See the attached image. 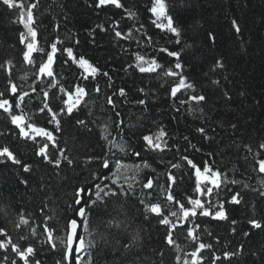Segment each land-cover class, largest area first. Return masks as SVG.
Instances as JSON below:
<instances>
[{"label": "trees", "instance_id": "obj_1", "mask_svg": "<svg viewBox=\"0 0 264 264\" xmlns=\"http://www.w3.org/2000/svg\"><path fill=\"white\" fill-rule=\"evenodd\" d=\"M33 2L35 0H24L25 8L28 3ZM122 2L137 12L136 19H128L122 9L114 6L97 10L90 6L93 5V0H39L38 7L33 10L36 20L34 27L38 30V40L42 47L47 48L59 37L65 42V46L74 47L77 53L90 59L102 71H107L112 78V86L108 87V78L103 76L95 81H85L84 85L90 93L86 103L73 116L60 118L61 131L56 133L57 140L61 148L67 149L66 155L74 159V164L69 166L64 163L59 169L35 154L37 145L18 138L15 126L0 111V132L5 133L0 136V146H9L24 163L32 165L31 173H25L21 165L0 160V209H7L9 212L7 216L0 212V227L7 229L14 242L22 246L32 243L38 249L42 248L44 264H56L61 253L49 251L47 245L42 246V235L32 237L28 228L17 230L14 227L18 220L17 213L23 210L26 216L30 215L33 219L32 226L37 227L38 233L42 231L45 214L54 216V220L48 222L49 226L55 225L62 230L69 219L76 218L74 190L81 184L91 182L93 172H107L97 162L85 163L88 157L99 156L105 150V142L101 139L103 125H111L110 139L114 137L119 143L127 142V156L114 149L117 156L127 163L140 162L131 153L141 150L142 135L163 127L169 134L168 143L172 150L143 153L156 172L144 169L137 179L144 180L159 174L156 183L166 186L168 181L164 173L169 168L168 161L180 162L185 166L171 171L176 177H182L173 192L183 202L186 196L196 198L197 194L194 193V170L180 160L181 156H188L200 166L208 161L227 172L229 179L239 183L226 185L222 198L227 200L233 192L239 191L243 199L239 205L225 204L228 220L203 216L195 219V223L200 224L197 230L200 242L213 246L211 250L201 252L203 264H264V231L254 229L248 223L253 218L264 223V196L260 195V191H264V184L261 183L264 173L257 170L256 164V159L264 158V153L254 159L243 147L244 144H250L256 151L258 144L264 141V0H183L182 3L181 0H170V3L176 5L170 11L182 29L180 44L174 42V36L161 32L151 23V13L147 11L149 0ZM19 12V8L10 9L0 2V63L6 59L13 60L11 79L23 90L31 91V86L36 85L37 91L26 101V111L37 113L42 90H49V85L46 81L38 82L33 75L34 69L23 61L24 46L19 43L18 35L25 29L19 23ZM233 19L240 25V34H236L232 28ZM117 21V30L126 33L132 28L136 39L123 40L115 37L112 29ZM98 24L103 25L107 31L97 28ZM56 25H59L58 30ZM141 25L142 31L136 32L135 29H139ZM143 32L152 37L150 46H145L147 37ZM209 32L216 36L214 45L208 42ZM75 40L79 41L78 45L74 44ZM136 40L142 43L137 44ZM163 47L176 51L183 49L181 60L186 65L185 74L196 81L198 91H203L209 97L207 104L203 105V113L199 111V105L193 103L191 107L196 108L193 113L189 111V105L181 106L170 99L169 89L173 78L162 77L157 73H141L135 67H129L130 64H135L136 52L155 56L165 67L172 66L174 58L158 51ZM214 57H222L226 65L224 70L209 73L212 79L221 80L219 87L211 85L204 75L214 62ZM56 70L59 73L57 79L64 87L68 88L76 82L79 70L75 65L61 66L58 59ZM8 79L5 70L0 69V91H5ZM97 83L102 89L99 94L93 91ZM58 87L50 89L54 110H58L59 98L62 96ZM120 88L126 90L127 96L117 95L113 98L124 120V125L121 126L123 140L114 123L117 117L106 103V95L118 93ZM140 89L144 91L141 92ZM224 91L232 97L231 100L223 96ZM178 96L181 99L187 98L180 94ZM141 99L147 100L146 107L137 103ZM177 108L180 111H176ZM35 119L40 126L49 130L55 127L47 123L48 117L45 115H36ZM77 119L85 120L86 126L77 124ZM232 124H236L235 129L231 127ZM200 127L205 128L211 139H205L197 131ZM185 137L188 139L185 140ZM49 152L54 155L56 149L50 147ZM209 153L212 154L211 157ZM23 179L29 181L27 186L21 183ZM136 190L139 194V185H136ZM153 200L166 203L159 190L153 194ZM41 208H44L43 213ZM136 208L142 206L136 205ZM133 211L137 217V226L141 229V242L131 252L121 256L123 249L119 252L115 249L125 243L126 238L113 231L108 237L111 241V254L105 252L103 256H99V264H103L105 259L108 264H177V256L180 257V264H183L185 258L191 260L190 253L197 244L187 238L184 229L178 228L174 234L177 245L168 246L164 240L165 228L158 225L155 219L144 220L135 208ZM232 220L236 223L232 224ZM233 228L236 229L235 232ZM245 233L250 235L246 236ZM21 235H28L29 239L22 241L19 239ZM57 235L63 236L64 232L58 231ZM160 252H163L162 257ZM232 252L237 255L225 257V253ZM5 255L9 256L8 264L15 258L14 253L0 250V264H3ZM217 256L220 257L219 260L215 259ZM18 264L22 262L18 261Z\"/></svg>", "mask_w": 264, "mask_h": 264}, {"label": "snow or ice", "instance_id": "obj_2", "mask_svg": "<svg viewBox=\"0 0 264 264\" xmlns=\"http://www.w3.org/2000/svg\"><path fill=\"white\" fill-rule=\"evenodd\" d=\"M0 2L10 9H20L19 23L25 29L18 35L19 43L24 46L22 51L23 61L34 69L33 75L38 82L46 81L49 85V90H42L43 95L39 105H37V113L26 111V101L31 99L32 93L37 91V87L32 85L31 91L23 90L21 86L13 82L11 70L14 67V63L12 59H6L3 63H0V69H4L9 78L5 91H0V111L5 113L10 124L15 126L17 130L15 134L18 138L24 141H31L32 144L37 145L35 154L38 157H41L56 169H59L64 163L71 166L74 164V159L66 155L67 149L60 147L56 136V133L61 131L60 118L73 116V113L79 111L81 105L86 103V98L90 93L84 85L85 81L90 79L95 81L100 76L107 77L108 87L111 88L112 78L107 71H102L90 59L77 53L74 47L65 46V42L59 37L52 41L47 48L40 45L38 30L34 27L36 20L33 12L38 7L39 0L28 3L26 8L24 0H19V2L18 0H0ZM182 2L183 0H181ZM90 6H94L97 10L114 6L117 9H122L128 19L134 20L137 18V12L126 7L122 0H93V5ZM175 7L176 5L170 3V0H149L147 11L151 13V23L161 32L174 36V42L180 44L182 29L170 11V9ZM231 24L235 33L240 34L241 28L237 20L233 19ZM96 27L102 31H107L103 25L98 24ZM118 28L119 22L117 21L112 29L115 37L123 40L136 39L133 36L132 28L128 29L126 33L117 30ZM56 29H59V25H56ZM142 29L143 25L139 29H135V31L141 32ZM142 34L147 37L145 46H150L152 37L147 35L146 32ZM207 39L212 45L216 43V36L212 32L207 34ZM136 43L141 44L142 42L136 40ZM74 44L78 45L79 41L75 40ZM12 47H15V45H12ZM187 47L191 48L192 46L187 45ZM158 51L174 58L175 63L170 67H165L155 56L142 55L140 52H136L134 53L135 64H130L129 67H135L141 73H157L162 77L173 78L169 89L170 99L178 102L181 106L189 105V111L193 113L196 111V108L191 107L193 103L199 105V111L203 113V105L207 104L209 97L203 91H198L196 81L185 74L186 65L181 60L183 49L176 51L163 47L159 48ZM58 59L61 66L68 65L70 67L75 65L79 70L76 82L68 88L64 87L60 80L57 79L59 75L56 70ZM213 60L214 62L204 75L208 77L211 85L219 87L221 80L212 79L209 73L214 74L218 70H224L226 65L222 57H214ZM22 79H26V77H22ZM224 79H227V77H224ZM57 87L62 96L59 98L60 106L58 110H54L50 100V89ZM93 91L97 94L101 93L102 89L98 83L94 86ZM140 91L143 92L144 90L140 89ZM178 94L187 98L181 99ZM117 95L126 97L127 92L124 88H120L118 93L113 92L112 95H106V103L117 117L114 123L118 129L120 139L123 140V128L121 126L124 125V120L121 118L120 112L117 110L116 101L113 98ZM223 96L228 100L232 99L227 91L223 92ZM137 103L147 106V100L145 99H141ZM176 111H180V108H177ZM36 115L48 117L47 123L53 124L55 126L54 129L49 130L40 126L36 122ZM76 123L82 126L87 124L83 119H77ZM110 127V124L105 123L101 129V139L105 142V150L99 156L88 157L85 162L86 164L97 162L99 167L102 170H107V172H93L91 174V182L81 184L74 190L73 204L76 206L74 208L76 218L69 219L61 230L55 225L49 226L48 222L54 220V216L45 214L42 231L38 233L37 227L32 226V217L30 215L26 216L21 210L17 213L18 220L15 222L14 227L17 230L28 228L32 237L42 235L44 237L40 242L42 246L47 245L49 251H59L61 253V258L56 261V264H99V256H103L105 252L111 254V241L108 237L113 231L120 233L126 238L125 243L120 244L117 241L120 247L116 248L115 251L119 252L120 249H123L120 253L121 256L131 252L141 242V229L137 226V217L133 211L135 208V211L139 212V215L144 220L155 219L158 225L165 228L164 240L168 246L177 245L174 234L178 228L184 229L187 233V238H190L197 246L190 253L191 260L185 258L183 264H203L204 257L201 256V252L206 249L211 250L213 246L212 244L200 242L197 234L200 224L195 223V219L198 216H203L217 220H228V209L225 204L239 205L243 198L239 191L233 192L227 200H224L221 194L226 185L237 184L239 181L229 179L227 172L209 164L208 161H204L203 166H200L188 156H181L180 160L186 162V165L194 170V193L197 194L196 198L186 196L182 202L173 192V188L178 186V180L182 179V177H176L171 171V169H180L185 166L180 162L173 163L168 161L169 168L164 173L168 181L166 186L156 183L159 179V174L155 177L149 176L144 180L137 179V176L144 169H150L153 173L156 172V169L144 157L143 153H164L172 150L168 143V132L163 127H159L155 132L142 135L141 150H134L131 153L132 156L139 158L140 162L127 163L124 159L118 157L116 151H114V149L118 150L124 156H127L129 154L127 142L119 143L114 137L110 139L112 136V132L109 130ZM231 127L235 129L236 124H232ZM197 131L204 135L205 139H211L207 135L205 128L200 127ZM3 135L5 133L0 132V136ZM184 139L187 140L188 137ZM50 147L56 149L54 155L50 154ZM193 147L195 146L193 145ZM243 147L248 153L252 154L254 159L261 157V154L264 153V141L258 144L256 151L253 150L250 144H244ZM177 151H179L178 146ZM209 156L211 157L212 154L209 153ZM245 159H248V157L245 156ZM0 160L10 161L14 165H21L25 173H31L32 171V165L24 163L16 152L7 145L0 146ZM256 164L258 166L257 170L260 173H264V158L256 159ZM129 173L132 175H129ZM106 181L107 183H105ZM21 183L27 186L29 181L23 179ZM261 183L264 184V180ZM136 185L140 186L139 194H137ZM157 190L160 191L166 203L162 204L159 200H153V194ZM260 195L264 196V191H260ZM136 205H141L142 208H136ZM187 205H191V207ZM46 207L47 205L45 204L44 208ZM44 208L40 209L42 213ZM0 212H3L5 216L9 215L7 209H0ZM231 223L235 224L236 221L232 220ZM248 223L252 228L264 231V223L261 220L253 218L249 219ZM190 224L193 226L187 227ZM235 230L233 228V232ZM58 231H63L64 235L58 236ZM245 235H250V233H245ZM19 239L27 241L29 236L21 235ZM0 250L5 253L11 252L15 254V258L11 259L10 264H18V261L22 262V264H44L41 256L42 248L38 249L32 243L22 246L20 243L14 242L12 236L9 235L4 227H0ZM159 255L162 257L163 252H160ZM224 255L231 258L237 253H225ZM137 259L139 260V257ZM215 259L219 260L220 257L217 256ZM176 260L177 264H180L179 256L176 257ZM8 261L9 256L5 255L3 264H8ZM103 264H108V261L105 259Z\"/></svg>", "mask_w": 264, "mask_h": 264}]
</instances>
